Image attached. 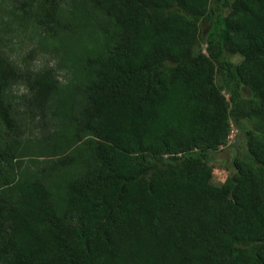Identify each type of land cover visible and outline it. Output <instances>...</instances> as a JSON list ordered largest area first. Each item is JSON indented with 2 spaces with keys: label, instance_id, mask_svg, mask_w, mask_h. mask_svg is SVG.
I'll list each match as a JSON object with an SVG mask.
<instances>
[{
  "label": "trees",
  "instance_id": "16d2710c",
  "mask_svg": "<svg viewBox=\"0 0 264 264\" xmlns=\"http://www.w3.org/2000/svg\"><path fill=\"white\" fill-rule=\"evenodd\" d=\"M6 1L0 264H264V0ZM12 24L54 64L12 61Z\"/></svg>",
  "mask_w": 264,
  "mask_h": 264
},
{
  "label": "rangeland",
  "instance_id": "374dc122",
  "mask_svg": "<svg viewBox=\"0 0 264 264\" xmlns=\"http://www.w3.org/2000/svg\"><path fill=\"white\" fill-rule=\"evenodd\" d=\"M12 3L6 1L3 3V10L1 15L3 19L8 18L7 11L10 9ZM215 11H218V3L215 1L212 3ZM16 24H12L14 31L7 34L9 35L8 46L6 52L12 61L18 65L29 64L30 67L38 69L45 65L52 66L54 64L53 58L46 52L41 50L39 44V37L33 33L31 30L23 31L22 28H15ZM211 30L210 26L205 24L202 25L201 33V46L200 49L203 53H206V45L209 32ZM32 51V56L29 58L27 55ZM227 59L233 63H239L241 57L239 55L227 56ZM61 75V74H60ZM216 82L219 83V78H216ZM14 95L20 97L24 93L22 87L14 89ZM242 96L246 99L251 97L249 91L243 87L241 90ZM225 97L229 99V95L224 93ZM251 131V123L247 120L240 122H234L230 120V131L226 141V144L220 148L216 153L210 156V167L212 169V180L214 183H223L227 178L234 174L231 167L234 158H242L246 155L248 151V141L249 137L247 132Z\"/></svg>",
  "mask_w": 264,
  "mask_h": 264
}]
</instances>
